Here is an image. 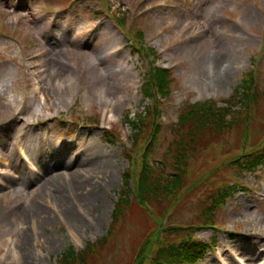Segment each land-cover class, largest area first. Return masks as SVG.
<instances>
[{
  "label": "rangeland",
  "instance_id": "1",
  "mask_svg": "<svg viewBox=\"0 0 264 264\" xmlns=\"http://www.w3.org/2000/svg\"><path fill=\"white\" fill-rule=\"evenodd\" d=\"M108 29L120 43L118 48L111 49L113 40L103 41ZM137 32L140 43L152 49L155 65L168 69L172 79L170 94L161 102L162 126L152 145L151 166L162 157L171 162L165 154L176 137L171 129L182 110L205 101L223 107L222 101L250 70L257 74L259 99L249 120L247 145L264 146V0H0V106L7 103L10 111L0 118V264H55L67 247L79 251L105 236L128 167L125 154L133 135L128 120L143 116L150 104L142 96L146 63L136 51L140 43L127 39L137 37ZM54 40L59 41L55 50L60 57L47 50ZM219 49L235 56L230 69L220 74L213 70L222 61ZM80 51L89 52L88 61ZM113 55L116 63L105 60ZM116 70L128 71L132 82L117 88ZM61 74L77 83L64 102L46 85ZM100 88L121 97L113 112L100 108ZM201 144L202 150L187 164V177L194 178L196 186L185 179L186 190L163 221L176 234L164 232L162 241L180 240L197 226L194 238L214 242L195 264H264V171L249 173L231 163L246 145L240 127L205 135ZM91 154L110 169L89 172L88 187L78 191L68 174L86 159L91 161ZM45 163L71 165L55 172L59 191L50 183L41 188L46 176L38 173L45 172ZM165 170L174 173L170 165ZM232 182L241 187L216 205L212 216L202 217L209 197ZM32 190L51 217L45 225L25 210ZM61 199L72 206L74 218L65 216ZM151 204L150 214L132 204L113 237L87 264H136L138 251L157 228V217L152 216L168 208ZM23 214L25 222L19 225ZM21 231L27 245L17 248ZM149 242L155 256L156 241Z\"/></svg>",
  "mask_w": 264,
  "mask_h": 264
},
{
  "label": "trees",
  "instance_id": "2",
  "mask_svg": "<svg viewBox=\"0 0 264 264\" xmlns=\"http://www.w3.org/2000/svg\"><path fill=\"white\" fill-rule=\"evenodd\" d=\"M119 22L122 21L119 20ZM139 34L138 38L141 37ZM136 51L140 58L146 60L153 52L152 49H144L141 46L136 48ZM170 82L168 70L156 67L154 61L147 63L142 96L150 104L146 105L144 111L141 112L143 116L139 114L136 121L128 120L133 134L130 139L132 140L131 144L125 154L128 167L121 176V187L106 234L94 242L87 243L82 250L75 251L71 246L67 247L57 255L55 264H87V259L96 255L108 239L113 237L116 226L125 220L128 210L135 202L142 206L148 214H150L148 212L150 207H153L152 202L168 205L162 215H151L153 218L157 217V228L155 233L153 231L152 239L149 240L156 241V246L153 245L156 247L155 256H152L153 249L149 251V246L153 242H145L138 251L136 264H194L209 248L206 243L194 238V233L198 230L197 226H191L180 240L169 238L170 241H162L161 237L167 231H169V235L176 234L173 228L164 227L163 221L167 220V211L171 206L178 204L182 192L186 190L184 185L186 180L191 182L194 179L190 176L187 177L190 175L187 164L202 150L200 149L202 139L205 135L216 136L240 127L242 145H246L242 147L244 150L240 157H236L231 163H236L238 167L249 172L258 167L264 169V146L257 149L247 145L249 120L259 99L257 74L251 70L243 74L240 85L235 87L231 97L225 101L224 108L216 106L212 101H206L190 104L182 110L171 129L176 137L171 141L170 150L165 154L170 157L171 162L168 163L165 157H162L159 163H156L157 165L151 166L148 160L153 150L152 145L157 140L162 126L160 122L161 102L170 93ZM237 95L240 100L235 99ZM236 106L239 108L235 109ZM182 131L183 134H181ZM209 145L206 144L204 149L209 150ZM168 165L173 167V174L166 172L165 169ZM190 184L191 186L195 185V181ZM225 195L224 191L222 193L214 192L203 206L201 216H212L211 211L217 204L223 202ZM210 225V227L214 226L212 223Z\"/></svg>",
  "mask_w": 264,
  "mask_h": 264
},
{
  "label": "bare ground",
  "instance_id": "3",
  "mask_svg": "<svg viewBox=\"0 0 264 264\" xmlns=\"http://www.w3.org/2000/svg\"><path fill=\"white\" fill-rule=\"evenodd\" d=\"M30 30H32V28H30ZM36 31V30H35ZM103 36V41L106 42L107 40H113L114 45L111 47V49L113 48H118L120 43L118 42L117 39L114 38L115 35H113V31H109L106 30L104 31V33H102ZM59 44V41H53L50 42V46L47 48L48 51H53L55 56L60 57V51L55 50V46H57ZM221 48H224L223 45H220ZM46 50V51H47ZM220 50V49H219ZM56 52V53H55ZM70 53H72L70 51ZM221 56H222V61L219 63V65L217 67H214L213 70H218L219 73H222L224 71H227L230 69V64H233L235 62V56L233 54L228 53L227 51H225V49L220 50ZM79 56L88 61V57H89V52L85 53L84 51H80L79 52ZM114 56L117 57V55H113L111 58L106 56L107 58H105V60H107L108 62L115 60ZM125 59V58H123ZM104 59H102V61H105ZM114 63H116L115 61H113ZM89 64V62H87ZM101 63V62H100ZM104 63V62H103ZM107 65H109L108 63H104ZM32 65V66H30ZM111 65V64H110ZM29 66L31 68H34L35 65H33L31 62L29 63ZM95 66V65H94ZM114 66V65H112ZM211 68V67H210ZM212 69V68H211ZM214 70V73H215ZM106 71V70H105ZM129 72L126 70H116L115 73H113L114 77H120L118 82H116L117 84V88H121L123 87V83L125 84H130L132 82V79H129ZM127 75V76H126ZM49 79V78H48ZM76 79L71 77L70 75H66V76H62L59 75L58 77H54L53 79H49L46 82V85L49 87H53L55 90H57L58 93V97L59 99L64 102L66 101V97L67 95H70L71 93H73L75 91L76 88ZM117 90V89H116ZM38 91V87L35 88V90L33 91L34 96H36ZM118 92L116 91L114 94H110V93H106L105 90H103L102 88H100L97 92V98H98V102H99V106L101 109H103L105 112H113V110L119 105V103L121 102V97L117 96ZM109 96L111 98H109ZM9 105L6 103L4 106H0V118L3 115H7L9 114ZM87 151V150H86ZM92 160L89 161L86 159V161L84 162L83 165H77L78 168L76 167L75 170L71 169V165H67L64 163H60L58 166H53L49 163H45V172H40L38 173V177H45L46 179H44V181H41L40 186L41 188L44 187L43 184H48L50 183L51 186H54V191H59L62 186L57 182L58 179V174L55 173L57 169L59 168H63V170L65 169H71V174H68V176H72L73 179L75 180L76 183V189L79 190H83L86 187H88V183H87V179L85 177V175L89 174V172H108L109 165L107 166L105 162L97 163L96 162V158H94L93 154H91ZM84 166V167H82ZM45 173V174H43ZM110 174V173H109ZM48 176V177H47ZM64 176V175H63ZM39 186V187H40ZM56 187V188H55ZM29 195V200L27 207L25 210H27L28 212H32L35 213L37 215V220L40 224L45 225L46 223H48L51 220V217L49 215V213H47L46 211L44 212V209L41 205V200L39 197H37V192L35 190H32L28 193ZM27 201H23V204H26ZM63 212L65 214L66 217H68L69 219L74 218L73 214H74V210L72 208V206L68 203V201L66 199H61L60 200ZM28 216V214H27ZM21 220H19L18 224L22 225L23 222H25V216L24 214L20 216ZM22 237L20 238V240L17 243V248H21L22 246H26L27 245V235L25 234V232L21 231ZM18 252L16 250L13 251V255L15 257H18Z\"/></svg>",
  "mask_w": 264,
  "mask_h": 264
}]
</instances>
